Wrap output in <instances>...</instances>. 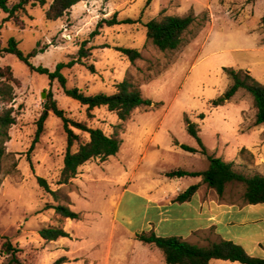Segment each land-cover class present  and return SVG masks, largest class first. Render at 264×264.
Segmentation results:
<instances>
[{
	"label": "rangeland",
	"instance_id": "obj_1",
	"mask_svg": "<svg viewBox=\"0 0 264 264\" xmlns=\"http://www.w3.org/2000/svg\"><path fill=\"white\" fill-rule=\"evenodd\" d=\"M193 1L87 0L58 21L45 18L48 6L28 7L26 14L19 15L18 23H4L7 15L0 9L3 49L15 39L25 55L34 49L45 51L30 59L32 67L53 73L60 63L75 61L62 71L68 89H79L88 96H111L116 93V84L128 80L140 87L143 97L153 103L151 107L138 108L130 120L122 122L105 107L89 112L87 106L65 95L57 80L51 81L48 75L32 70L16 56L0 57V67H11L19 81L13 104L17 122L10 130L12 139L7 144L14 158L5 165L12 172L0 174V264L10 260L1 252L5 240L15 246L32 235H24L25 230L64 226V219L47 205L70 206L82 213L87 225L94 228L90 238L95 239L98 234L105 242L116 214V199L125 188L137 192L154 187L161 193L165 187L174 194L177 187L185 188L190 178L163 177V172L204 171L209 164L208 156L234 163L235 170L245 176L264 175V128L255 127L253 97L240 90L232 100L213 106V101L221 98L231 85L226 68L248 71L264 85V26L259 18L261 12L264 14V0ZM17 2L9 0V6ZM195 5L199 9L195 15L198 20L184 35L178 50L161 52L152 45L146 29L151 20L187 15L194 11ZM114 14L120 21L133 23L98 27ZM96 31L97 35L92 37ZM85 42L89 57L81 59L79 51ZM117 48L136 49L141 59L132 63ZM49 92L66 118L86 123L108 136L118 133L122 140L116 156L105 162L93 159L82 166L80 174L83 182H88L85 184L88 200L79 201L74 207L68 196L80 193L78 185L72 183L62 188L58 184L67 149L64 121L50 112L40 140L30 152L47 98L43 94ZM188 120L196 126L207 155L201 153L197 140L189 133ZM72 129L82 142L89 141L88 133ZM182 145L198 152H187ZM78 147L76 143L72 150ZM37 177L45 179L57 196L46 192ZM244 192L245 186L235 182L228 185L225 195L241 202ZM126 216L124 202L118 215L121 224ZM130 216L134 219L133 228L138 227L142 207L133 206ZM128 246V241L122 245L120 240L114 245L117 264H124L122 254ZM39 249L41 245L33 238L31 246L24 250L25 259L21 260L32 262ZM157 250L167 264L164 253ZM212 264L240 263L214 260Z\"/></svg>",
	"mask_w": 264,
	"mask_h": 264
},
{
	"label": "trees",
	"instance_id": "obj_2",
	"mask_svg": "<svg viewBox=\"0 0 264 264\" xmlns=\"http://www.w3.org/2000/svg\"><path fill=\"white\" fill-rule=\"evenodd\" d=\"M83 1L87 0H51L50 4L49 0H18L16 4L10 7L9 0H0V9L7 15L4 23H18L19 15L26 14L28 7L38 6L40 8L48 6L44 12L45 18L48 21H58L69 13L74 6ZM197 20L198 18L195 16L193 10L183 16H162L159 19H153L146 25L147 38L161 52L178 50L183 43L184 35ZM127 23H133V21H120L117 14H114L112 18L102 20L98 24V27L102 28L104 25L111 27ZM261 23L264 26V16L261 19ZM97 33L98 31L94 32L92 37L96 36ZM86 43L82 45L79 51V57L81 59L89 57V49H86ZM117 50L127 56L132 63L141 59V53L136 49L117 48ZM44 52V50L39 51L34 49L28 55H25L15 39H11L8 47L3 49L0 40V57L8 54L14 55L21 62L30 66L32 70L40 74L48 75L51 81L57 80L65 95L87 106L89 112L95 108L105 107L108 111L115 113L122 122H126L130 120L135 110L142 107H151L153 104L151 100L143 97L140 87L128 80L116 84V93L111 96L105 94L88 96L79 89H68L66 86L67 79L62 71L64 68L72 66L75 61L70 64L60 63L53 73H50L45 68L32 67L30 59ZM225 71L231 80V85L221 98L213 101V106H220L226 101L232 100L240 90H245L253 97V106L256 110L255 126L263 125L264 85L256 81L248 71L235 70L233 68H226ZM18 85L19 81L14 77L11 67H0V104L3 106L0 109V174L5 175H10L12 172L10 169H6L5 165L9 160L14 158V154L8 152L7 144L12 139L10 130L17 122L13 104L16 100L15 89ZM50 112L64 121L65 132L67 134V149L64 156L61 177L58 181L59 185L70 184L79 174L80 167L87 162L93 159H100L105 162L110 157L116 156L119 153L122 140L118 133L113 136H108L100 129H91L86 123L75 122L66 118L64 110L59 108L51 92L47 93L44 111L37 122L36 137L30 152L34 149L36 143L39 142L44 130V124ZM90 117H92L91 114ZM201 117L204 118V115ZM188 122L189 133L197 140L201 148V153L207 155V149L199 137L196 126L189 120ZM72 127L88 133L90 136L89 141L86 143L82 142L81 137L74 132ZM76 143L79 144V147L73 151L72 149ZM181 148L190 153L198 152L197 149L185 145H182ZM207 158L209 164L204 171L188 172L176 170L167 173V177H202V181L210 189H213L219 197L225 195L229 184L239 182L245 186L243 196L245 204L257 205L264 203V175L256 174L251 177L245 176L235 170L234 163H227L214 156H208ZM13 167L17 168L16 162H13ZM37 182L46 192L57 196V192L50 189L45 179L37 177ZM197 190L198 185L189 187L184 193L178 196L177 201L183 203L190 200ZM47 208H54L57 217L71 220L80 219V214L74 212L69 206L60 204L55 206L47 205ZM39 235L45 241H56L61 237H70L61 226L43 228L39 231ZM137 239L145 244H154L159 248L164 253L167 264H210L212 260L240 262L241 264H264V259L250 256L241 246L231 241L222 240L211 243L206 247H200L177 237H158L155 233L140 234L137 235ZM1 252L10 258L7 264H27L21 261L19 257L21 250L15 247L9 240L4 241ZM66 262L67 258L61 257L53 264H65Z\"/></svg>",
	"mask_w": 264,
	"mask_h": 264
},
{
	"label": "crops",
	"instance_id": "obj_3",
	"mask_svg": "<svg viewBox=\"0 0 264 264\" xmlns=\"http://www.w3.org/2000/svg\"><path fill=\"white\" fill-rule=\"evenodd\" d=\"M193 9L195 15L199 13L196 5ZM263 16L261 12L259 18L262 19ZM255 127L264 128V124ZM81 169L82 167L70 183L78 185L80 192L69 194V204L72 207L79 201L88 200L85 186L88 182H83L85 180L80 174L83 171ZM167 173L169 172H163V177H167ZM186 178H190L188 185L185 188L177 187L174 194L165 187L161 193H157L154 187H144L142 191L137 192L123 189L120 197L116 199V214L111 219L110 235L105 242L100 240L97 233L95 239L90 238L94 228L89 227L82 213L76 211L74 212L80 214V219H64V226H61L70 235L69 238L45 241L39 235L41 229L25 230L24 235H32L24 237L15 245L21 250L20 259H25L24 250L31 246V240L34 238L41 245V249L35 251L33 261L25 262L27 264H53L61 257L67 258L65 264H117L114 245L120 240L122 245L129 242L128 248L124 249L126 251L122 254L124 264H132V260L133 264H164L154 244H145L137 239V235L150 233H155L158 237H177L200 247L222 240L231 241L241 246L250 256L264 259V203L249 205L245 204L243 199L238 202L226 195L219 197L202 181V177ZM193 185H198L193 197L186 202H178V196ZM61 186L63 188L67 185ZM124 202L127 216L121 224L118 215ZM133 206L142 207V217L136 228H133L134 219L130 216ZM56 221L58 224V220ZM120 225L127 232L123 228L120 229ZM135 245L138 247H134Z\"/></svg>",
	"mask_w": 264,
	"mask_h": 264
},
{
	"label": "water",
	"instance_id": "obj_4",
	"mask_svg": "<svg viewBox=\"0 0 264 264\" xmlns=\"http://www.w3.org/2000/svg\"><path fill=\"white\" fill-rule=\"evenodd\" d=\"M46 95H47V94H45V93L43 94V98H44V99L46 98Z\"/></svg>",
	"mask_w": 264,
	"mask_h": 264
}]
</instances>
